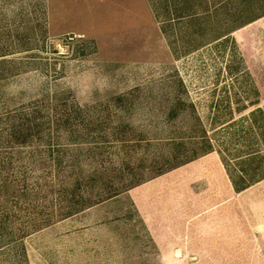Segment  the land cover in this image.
I'll list each match as a JSON object with an SVG mask.
<instances>
[{
	"label": "rangeland",
	"instance_id": "374dc122",
	"mask_svg": "<svg viewBox=\"0 0 264 264\" xmlns=\"http://www.w3.org/2000/svg\"><path fill=\"white\" fill-rule=\"evenodd\" d=\"M0 264H264V0H0Z\"/></svg>",
	"mask_w": 264,
	"mask_h": 264
},
{
	"label": "trees",
	"instance_id": "16d2710c",
	"mask_svg": "<svg viewBox=\"0 0 264 264\" xmlns=\"http://www.w3.org/2000/svg\"><path fill=\"white\" fill-rule=\"evenodd\" d=\"M192 16H193V15H192ZM192 16H191V17H192Z\"/></svg>",
	"mask_w": 264,
	"mask_h": 264
}]
</instances>
